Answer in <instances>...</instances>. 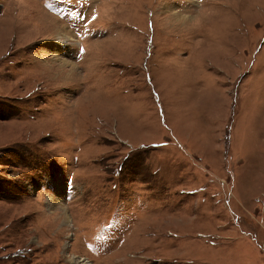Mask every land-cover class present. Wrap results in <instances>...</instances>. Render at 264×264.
Segmentation results:
<instances>
[{
	"label": "rangeland",
	"instance_id": "1",
	"mask_svg": "<svg viewBox=\"0 0 264 264\" xmlns=\"http://www.w3.org/2000/svg\"><path fill=\"white\" fill-rule=\"evenodd\" d=\"M74 257L264 264V0H0V264Z\"/></svg>",
	"mask_w": 264,
	"mask_h": 264
},
{
	"label": "bare ground",
	"instance_id": "2",
	"mask_svg": "<svg viewBox=\"0 0 264 264\" xmlns=\"http://www.w3.org/2000/svg\"><path fill=\"white\" fill-rule=\"evenodd\" d=\"M45 15H47L44 11H43V16L45 17ZM44 20V19H43ZM47 20H50L52 23H54V24H56V25H58V27H60L59 29H61V31L63 32V34L65 35V37H66V41L68 42L69 40H72V35L70 34V32H68L67 30H66V27L65 26H63V25H60V23L58 22V20L56 19V18H54V16H51V15H49L48 16V19ZM188 20V19H187ZM45 22H47L46 20H44ZM55 26V25H54ZM61 46V45H60ZM65 46V45H64ZM63 51V50H62ZM57 59H58V63H59V65H60V67H68V68H70L69 70H74V69H76V65H75V63H73L70 59H69V57H63V55H68V53H63V52H61V51H59L58 53H57ZM64 215L63 216H65V218L67 219L68 218V215H67V213H63ZM72 264H92L91 263V261L90 260H87V259H82V258H80V257H74L73 259H72Z\"/></svg>",
	"mask_w": 264,
	"mask_h": 264
}]
</instances>
